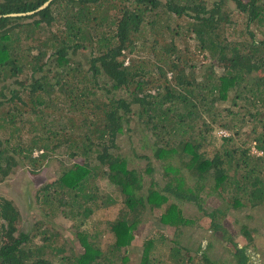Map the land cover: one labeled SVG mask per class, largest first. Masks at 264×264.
I'll return each mask as SVG.
<instances>
[{
    "label": "trees",
    "instance_id": "1",
    "mask_svg": "<svg viewBox=\"0 0 264 264\" xmlns=\"http://www.w3.org/2000/svg\"><path fill=\"white\" fill-rule=\"evenodd\" d=\"M46 1L0 0V82L20 84L25 72L33 81L29 96L11 89L0 100V175L17 166L11 151L36 173L64 149L77 159L40 189L43 208L81 230L100 204L115 203L101 195L108 180L121 209L108 222L114 242L103 247L83 229L16 234L19 211L0 197V264H125L152 214L176 230L222 216L217 243L237 264H256L227 222L237 221L233 208L264 206V0H52L37 10ZM220 129L230 135L210 157L203 149ZM244 134L251 145L241 150ZM215 195L224 207L208 200ZM184 204L198 216H187ZM256 229L243 224L248 245ZM155 239L144 240L139 264L190 260L177 240L168 253Z\"/></svg>",
    "mask_w": 264,
    "mask_h": 264
},
{
    "label": "rangeland",
    "instance_id": "2",
    "mask_svg": "<svg viewBox=\"0 0 264 264\" xmlns=\"http://www.w3.org/2000/svg\"><path fill=\"white\" fill-rule=\"evenodd\" d=\"M233 18L238 19V26L243 25L241 17H238V15L234 13ZM183 22L184 20L181 19L180 23L176 24V26H181ZM84 53H86V50ZM78 57L84 61L83 67L88 69L89 65L85 62L83 54L80 53ZM15 80H18L20 84L16 83L14 79H8L0 82L1 101H7L9 99L11 96V89H21L23 92L21 94L23 98L28 95V92L32 94V89L29 88V85H31L33 81L31 80L29 72L22 73L19 77L15 78ZM1 92H3L5 96L2 95ZM14 101L20 103L18 98L14 99ZM64 129H66V127H64ZM221 131H225L228 135H230V132L226 129H220L218 132H213L210 138V144L205 146L203 149V151L210 157L214 156V153L221 148L223 144L221 136L223 133H221ZM137 133H139L140 137H146L145 132L141 128H138ZM3 135L4 134L0 131V136ZM239 136L240 135L236 138L238 143L237 147L241 150L248 148L251 145L249 142L250 137L245 134L242 138ZM245 141H248V143ZM237 147L235 149L238 150ZM120 151L124 153L126 151H130V148L123 146ZM41 152L42 150H35L34 156H38ZM254 153L261 154V152H259L255 147H252L250 154ZM10 155L15 156L17 159V166H15L8 175H0V197H4L5 199L11 201L19 211V218L16 224V234L22 232L31 233L34 231L35 226H39L41 228H52L53 230L60 231L62 234L66 235L69 233L75 234L79 230L77 235L81 236V230L83 229L88 232H94L98 242L103 247L109 246L114 242L115 237L108 229V222L113 221L118 217L121 209L120 200L122 196L119 195L112 183L108 180H102L100 182V187L102 189L101 195L104 196L105 194L110 193L109 196L111 195L112 200H114L116 204H112L110 199L109 203L103 204L105 206L100 204L98 209L80 230L75 224H73V221L67 220L60 213H56L58 210L53 206L51 207L56 212L43 208L38 198L40 189L45 184L56 178L62 171V167L64 165L72 164V162H75L77 158L72 159L71 161L67 156L68 152L64 149H57L56 152L53 151L48 154V157L42 162V165L37 167L36 173H32L30 171L32 165L28 160L22 159L21 156L12 151L10 152ZM137 162L134 163V166L141 167V164H144L145 160L138 159ZM208 200L218 206H225V201L219 195L210 197ZM184 208L187 216L192 218L198 216L197 209L194 205L184 204ZM232 215L237 221L235 222L230 219L227 222L228 227L232 228L234 233L236 231L239 234H236V239L237 236H240L239 239L244 240L241 245H246V251L250 255L251 260L253 262H257L256 264H264V206H258L255 208H233ZM222 218V222H220L221 227L226 225L225 218ZM217 223H219V221L214 222L212 221V218L210 220L203 218L198 222L197 227H182V230H176L175 227L157 224L153 214L145 215L144 221L140 224L141 229L138 232L139 234L134 240V246L130 248L128 253V261L125 264L140 263L142 250L144 248V240L148 237L156 238L154 244L158 245L157 250L162 249L168 253L170 246L174 245V242L171 240H177L178 243L184 247L183 251L185 253L187 250L190 251L189 254L192 256V258L190 256V260L185 264H204V259L202 258L204 253H206L209 260L213 259L216 262L215 264H237L236 259L233 257L230 250H228V248L221 247L217 243L216 235L222 230L221 228H216ZM245 223L257 227L256 231L252 232L253 238L250 245H248V237L242 233L243 224ZM40 229H38L37 232ZM73 239L74 238L71 237L70 240L72 241ZM211 239L213 241H211ZM214 239H216V241ZM210 242H213L214 245H210ZM185 259L187 258L185 257ZM54 264L61 263L58 260H55Z\"/></svg>",
    "mask_w": 264,
    "mask_h": 264
},
{
    "label": "water",
    "instance_id": "3",
    "mask_svg": "<svg viewBox=\"0 0 264 264\" xmlns=\"http://www.w3.org/2000/svg\"><path fill=\"white\" fill-rule=\"evenodd\" d=\"M52 2V0H48V1H46L42 6H40L37 10H40V9H43V8H45V7H47L50 3ZM36 10V11H37ZM36 11H31V12H29V14H32V13H34V12H36ZM15 15V14H14ZM222 217H216V216H214L213 218H212V220H214V221H216V220H218L219 222H222Z\"/></svg>",
    "mask_w": 264,
    "mask_h": 264
},
{
    "label": "built area",
    "instance_id": "4",
    "mask_svg": "<svg viewBox=\"0 0 264 264\" xmlns=\"http://www.w3.org/2000/svg\"><path fill=\"white\" fill-rule=\"evenodd\" d=\"M221 133H223L222 135H224V136L228 135L227 132H225V131H221Z\"/></svg>",
    "mask_w": 264,
    "mask_h": 264
}]
</instances>
